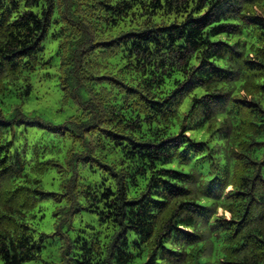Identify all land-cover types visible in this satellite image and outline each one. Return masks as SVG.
Wrapping results in <instances>:
<instances>
[{
  "label": "trees",
  "instance_id": "trees-1",
  "mask_svg": "<svg viewBox=\"0 0 264 264\" xmlns=\"http://www.w3.org/2000/svg\"><path fill=\"white\" fill-rule=\"evenodd\" d=\"M47 40L74 109L58 131L98 168L84 207L113 230L72 264H264V0H0V96L30 98ZM13 111L0 110V264L42 251L29 221L46 194L7 138L28 118Z\"/></svg>",
  "mask_w": 264,
  "mask_h": 264
},
{
  "label": "rangeland",
  "instance_id": "rangeland-1",
  "mask_svg": "<svg viewBox=\"0 0 264 264\" xmlns=\"http://www.w3.org/2000/svg\"><path fill=\"white\" fill-rule=\"evenodd\" d=\"M44 46L45 58H51V66L38 70L32 76L30 98L26 101L16 98L17 91L11 88L0 96V110L6 119H10L14 114L13 108L23 105L28 117L26 124L15 127L14 139L11 135L7 138L13 141V150H18L24 157L25 172L31 179L39 181L40 192L46 194L37 203L32 213L34 218L31 219L30 215L29 221L33 237L37 241L43 238L42 251L36 260L26 264H72L80 254L83 240L94 237L105 243L113 230L84 207L79 192L81 183L98 181V168L96 164L84 161L88 155L84 140L58 131L63 126L58 124L72 115L74 109L62 108L59 103L61 93L54 76L58 65L55 56L57 42L47 40ZM34 121H42L45 125H27ZM53 127L55 130L52 131ZM73 174L80 177L79 184L71 185Z\"/></svg>",
  "mask_w": 264,
  "mask_h": 264
}]
</instances>
